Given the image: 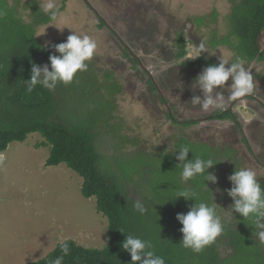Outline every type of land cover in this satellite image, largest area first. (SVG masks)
Segmentation results:
<instances>
[{"label": "trees", "instance_id": "obj_1", "mask_svg": "<svg viewBox=\"0 0 264 264\" xmlns=\"http://www.w3.org/2000/svg\"><path fill=\"white\" fill-rule=\"evenodd\" d=\"M228 2L231 8L226 16L227 32L223 36L211 32L210 46L227 47L233 59L240 56L248 68L252 63L264 62V48L260 44L264 0ZM20 11L29 12L28 20L23 19ZM0 13V153L12 142H23L28 135L39 134L43 141L38 146L50 147L45 167L64 164L75 172L82 179V196L95 198L96 211L108 222V239L102 249H86L66 240L71 253L64 258V264H131L129 253L121 247L127 233L151 240L165 264H264V242L254 235L250 220L232 213L233 201L228 195L227 212L231 213L221 219L224 232L199 253L181 246L182 225L175 218L177 213H187L194 201H185L183 197L168 200L175 197L177 187H187L195 190L201 200L217 205L211 181L197 177L186 184L181 182V167L177 166L180 162L175 158L177 148L188 145L194 155L213 159L216 164L207 171L215 176L223 167L226 178L218 184L222 192L231 188L228 177L242 164L234 159L233 150L223 147L229 155L224 157L226 153L219 148L178 136L172 138L171 145L145 151L138 138H130L123 130L117 101L123 89L114 72L105 69L99 75L89 62L88 70L78 73L71 84H58L52 91L38 85L28 93L26 80L30 79L32 64L42 66L49 63V55H59L36 35L38 27L53 21L35 0H0ZM207 24L204 18L195 20L198 28ZM178 45L175 61L186 56L182 38ZM123 57L132 59L127 50ZM205 60L203 56L193 62L187 59L182 66L194 71ZM148 84L152 87L151 79ZM209 120L235 123L237 117L228 107L213 112ZM172 123L182 129L196 124L174 120ZM242 141L245 143L244 137ZM110 149L116 151L113 156L104 154ZM193 154L189 152L188 159ZM258 180L264 187V177ZM137 200L145 202L149 209L143 216L133 210ZM60 244L44 258L29 264H51L61 254Z\"/></svg>", "mask_w": 264, "mask_h": 264}, {"label": "rangeland", "instance_id": "obj_2", "mask_svg": "<svg viewBox=\"0 0 264 264\" xmlns=\"http://www.w3.org/2000/svg\"><path fill=\"white\" fill-rule=\"evenodd\" d=\"M25 1L29 0H20ZM35 1L42 9L47 2ZM56 3L60 15L56 21L38 27L37 37L49 47L66 41L72 32L97 41V51L89 63L99 75L105 69L114 72L123 89L117 98L118 117L125 134L138 138L142 149L153 151L158 146L171 145L178 136H185L219 148L222 153L227 149L223 147L230 148L234 159L242 162L240 167L251 168L258 177H264V62L246 67L257 84L254 92L247 95L251 100L231 99L230 89L223 90L226 98L223 110L235 101L236 124L209 120L207 117L220 109L203 110L191 103L193 96L202 97L198 87L192 88L202 70L218 64L220 59L233 60L227 47L214 49L209 43L211 32L218 36L227 32L226 16L231 8L228 0H56ZM20 12L28 20L29 12ZM196 18H204L208 24L198 28ZM180 38L188 60L207 57L203 66L194 71L186 70L182 64L174 66ZM200 42L206 43L214 55L202 53L194 58L195 46ZM260 44L263 49L264 32ZM125 46L130 48L131 56H138V66L123 57ZM145 69L159 86L165 106L148 84ZM226 83L230 84L231 79ZM167 112L178 122L196 124L182 129L167 119ZM42 141L39 134L33 133L23 142L10 143L0 153L4 158L0 164V264L35 263L66 240L98 250L107 243L108 222L96 211L95 198L82 196V179L64 164L45 167L50 147L38 146ZM114 152L110 149L104 154L113 156ZM216 178L212 183L217 197L215 207L225 220L231 211L227 212V193L218 186L226 178L223 167Z\"/></svg>", "mask_w": 264, "mask_h": 264}, {"label": "clouds", "instance_id": "obj_3", "mask_svg": "<svg viewBox=\"0 0 264 264\" xmlns=\"http://www.w3.org/2000/svg\"><path fill=\"white\" fill-rule=\"evenodd\" d=\"M42 10L50 21H56L60 15V7L56 0H47ZM170 45L174 46L172 41H170ZM51 47L59 55H49L48 64L42 66L32 64L30 79L26 80L28 93H31L38 85L52 91L58 84H71L78 73L88 70L87 62L93 59L98 44L89 35L81 36L72 32L67 36L66 41ZM194 50L196 53L194 58L199 57L202 53H208L209 56L214 55V53L210 54L209 48L204 42H200ZM187 59L189 58H180L174 66L182 64ZM229 79H231V83L227 84ZM197 87L202 92V97L193 96L191 103L199 105L203 110H209L226 107V98L223 92L225 88L230 89L231 99H236L252 94L257 84L250 69L245 67V61L237 55L231 62L228 59H220L218 64H210L205 67L192 84L193 89ZM177 149L179 151L175 158L180 162L177 166L181 167L180 180L182 183L186 184L197 177H203L204 182H216V176L207 171L216 164L213 159L194 155L188 145H182ZM189 152L193 154L191 159H188ZM3 160L4 158L0 156V164H3ZM228 180L231 183V188L226 192L233 201L230 205L232 213H238L244 220H250L251 226L255 229L254 235L264 242V187L259 182L256 171L247 167L235 168ZM175 193V197L168 200L183 197L185 201H194L189 206L187 213H177L175 218L182 225L180 228L181 246L199 253L223 234L224 225L217 214L216 207L201 200L195 190L177 187ZM132 207L141 216L149 211L145 202L141 200L135 201ZM121 247L129 253L131 264H165V258L156 254L151 240L127 233ZM60 253L51 261V264H64V258L71 253L67 241L60 244Z\"/></svg>", "mask_w": 264, "mask_h": 264}, {"label": "flooded vegetation", "instance_id": "obj_4", "mask_svg": "<svg viewBox=\"0 0 264 264\" xmlns=\"http://www.w3.org/2000/svg\"><path fill=\"white\" fill-rule=\"evenodd\" d=\"M103 23V22H102ZM104 24V23H103ZM124 50L126 51H128V53H129V55L131 56V50H130V48L129 47H124ZM176 51V50H175ZM132 57V61L134 62V64H136L137 66H138V64H139V62H140V60H139V58H138V56H136L135 54L134 55H132L131 56ZM144 72H146V74H147V77H148V80H150L151 79V77H149V75H148V71L145 69V71ZM152 80V79H151ZM151 89L158 95V98H159V102L163 105V106H165L166 105V102H165V99H164V97H163V95H162V93H161V91H160V89H159V86L157 85V84H155L154 82H153V80H152V87H151ZM245 97H248V96H245ZM245 97H243V99L245 100ZM250 97V96H249ZM235 102V101H234ZM234 102H232V103H230V105H229V109L230 110H232L233 111V105L235 104ZM237 102V101H236ZM233 113H234V111H233ZM166 116H167V119H169V121L170 122H172V120H174V122H178V121H176L177 119H175L173 116H172V114L170 113V112H167L166 113ZM208 119L210 118V116L209 117H207ZM178 123H180V122H178Z\"/></svg>", "mask_w": 264, "mask_h": 264}]
</instances>
